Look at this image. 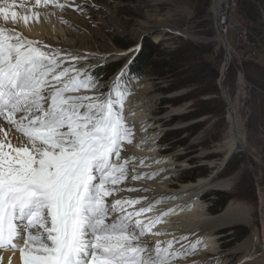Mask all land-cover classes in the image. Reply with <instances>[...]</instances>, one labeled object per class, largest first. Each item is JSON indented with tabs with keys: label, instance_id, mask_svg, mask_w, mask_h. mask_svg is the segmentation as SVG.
Returning <instances> with one entry per match:
<instances>
[{
	"label": "snow or ice",
	"instance_id": "6c2138e0",
	"mask_svg": "<svg viewBox=\"0 0 264 264\" xmlns=\"http://www.w3.org/2000/svg\"><path fill=\"white\" fill-rule=\"evenodd\" d=\"M17 7L28 10L0 0V250L18 264H179L182 247L144 239L158 222L145 215L151 205L116 195L141 179L125 150L134 133L122 93L98 92L94 65L76 67L87 54L61 49L64 59L19 32Z\"/></svg>",
	"mask_w": 264,
	"mask_h": 264
},
{
	"label": "rangeland",
	"instance_id": "374dc122",
	"mask_svg": "<svg viewBox=\"0 0 264 264\" xmlns=\"http://www.w3.org/2000/svg\"><path fill=\"white\" fill-rule=\"evenodd\" d=\"M207 1L162 0L149 6L146 0H89L79 20L81 29L71 35L78 47H86L90 59L97 56V50L128 53L141 45L137 52L119 60L94 64L89 74L99 75L100 92L113 96L116 90L122 97L134 93L139 81L150 86V94L158 101L153 113L154 128L161 130L159 147L177 157L174 180L189 183L209 178L214 184L229 185L203 192L210 215L222 213L232 203L250 208V224L235 222L217 230L221 258L225 264H237L240 257L257 247L261 251L264 245V0H239L233 17L237 25L246 28L250 44L226 40L231 53L226 69L228 52L217 37L213 0ZM161 21L166 27H158ZM170 27L177 33L172 34ZM180 48L193 54L197 73L192 79L198 76L200 83L183 85L184 78L191 76L185 74L187 66L174 64L173 71L160 68L165 62L162 59ZM223 68L226 73L221 82ZM121 72L123 79L117 80ZM228 98L236 107L245 135L244 150L229 154L217 149L231 127ZM171 131L177 132L176 138L171 139ZM211 161L217 166H210ZM188 172L205 174L191 180ZM204 258L200 260L204 264L211 262Z\"/></svg>",
	"mask_w": 264,
	"mask_h": 264
},
{
	"label": "bare ground",
	"instance_id": "6f19581e",
	"mask_svg": "<svg viewBox=\"0 0 264 264\" xmlns=\"http://www.w3.org/2000/svg\"><path fill=\"white\" fill-rule=\"evenodd\" d=\"M146 1L149 6H152L162 0ZM58 2L65 4V8L59 9L54 3L45 5L43 0L40 4H36L35 0H16L17 5L26 4L28 9L27 11L19 7L15 9L18 12L17 30L29 39L42 42L41 46H51L64 59H70V57L65 52H61V49L66 52L88 54L89 51L85 49L86 47H78L71 35L76 29H81L82 26L79 20L83 19L81 16H84V13L74 11L71 8L77 4L84 8V5L89 4V0H58ZM24 15L29 17L27 22L22 19ZM158 27L164 28L166 23L161 21L158 23ZM171 33L176 34L177 32L171 28ZM218 39L224 44L228 43L222 33L218 35ZM227 45L229 53L227 60L229 61L231 53L229 43ZM110 53H116V55L107 58ZM96 54L97 56L94 59H80L76 67L86 68L88 65L119 60L124 53L119 50L106 52L97 50ZM91 60L93 63L90 62ZM226 67L227 63H225L224 68L226 69ZM224 68L223 73H226ZM136 84L135 92L122 97V103L125 121L129 127L133 128L134 133L132 143L125 142V150L127 155L132 158L130 163L135 166V173L139 174L141 179L131 180L129 177L128 180L119 185L124 191L116 195L118 198L138 199L145 206L151 205L152 211L146 213V216L154 220L158 218V222L152 231L146 234L144 239L151 242L161 241L162 246H166L163 242L173 241L174 248L180 249L182 247L188 253V256L185 257V260L178 259L179 264H185V261L188 264L193 261L204 264L200 261L203 257L206 261L212 262L208 264H225L224 259L221 258L222 255L218 251L220 246L217 230L230 226L235 222H249L250 224L252 220L249 213L250 208L240 204L233 206L232 203L222 213L210 215L207 204L202 200L203 192L213 190L219 186L227 187L229 186L226 185L227 183L223 185L214 184L209 178H200L189 183L174 180L177 173L173 170V167L177 162V157L172 153L162 152L159 147L161 130L157 127L154 128L156 122L153 111L158 104L157 97L150 94V86H145L143 81ZM100 91L102 89L98 88V92ZM87 94L96 93L89 91ZM228 102L227 119L231 127L224 142L217 145L218 150H227V154L245 148L242 121L237 114L235 105L231 103V100ZM209 165L217 166L215 161L209 162ZM130 189H135V191H129ZM144 198H147V201ZM109 199L111 200V197ZM141 219H144V217H141ZM157 232L159 235L153 234ZM194 242V247L190 248ZM247 247L248 245H246ZM191 252L193 255L198 254V256H191ZM0 256H3L5 260L10 258L12 264H18L16 256L6 250H0ZM245 262L247 264H264V245L261 251L257 247L244 257H240L237 264H245Z\"/></svg>",
	"mask_w": 264,
	"mask_h": 264
},
{
	"label": "built area",
	"instance_id": "2783aa9c",
	"mask_svg": "<svg viewBox=\"0 0 264 264\" xmlns=\"http://www.w3.org/2000/svg\"><path fill=\"white\" fill-rule=\"evenodd\" d=\"M238 6L239 0H213L215 29L218 33H222L228 41H234L238 45H249L246 28L237 25L234 21V10Z\"/></svg>",
	"mask_w": 264,
	"mask_h": 264
},
{
	"label": "trees",
	"instance_id": "16d2710c",
	"mask_svg": "<svg viewBox=\"0 0 264 264\" xmlns=\"http://www.w3.org/2000/svg\"><path fill=\"white\" fill-rule=\"evenodd\" d=\"M208 4L210 2V0L207 1ZM193 54L190 52V50L188 48H180L177 50H174L173 52L169 53V57L166 56L165 58H163L162 60H165V62L163 64L160 63V68L162 69H166L167 71H173V67L174 64H177L179 66V68H184L185 66H187V70L185 71V74H189L187 78H184V84H191V83H200L201 81L198 79V76H196L194 79H192L193 75L195 73H197L196 71H194L195 66L194 65V59H193ZM143 62V60H142ZM148 62L146 61L145 63L143 62L142 64H144L145 68H149V64H147ZM194 71V72H193ZM182 85V86H183ZM208 91H205V93ZM204 93V92H203ZM173 133V136L171 137V139L176 138L177 137V132L176 131H171ZM189 177L192 179L204 175V172H188ZM189 180V179H186ZM225 204V203H224ZM224 204L221 205V209L225 206Z\"/></svg>",
	"mask_w": 264,
	"mask_h": 264
},
{
	"label": "water",
	"instance_id": "95a60500",
	"mask_svg": "<svg viewBox=\"0 0 264 264\" xmlns=\"http://www.w3.org/2000/svg\"><path fill=\"white\" fill-rule=\"evenodd\" d=\"M218 35H220V33L217 34V37H218ZM186 37L190 38L189 36H186ZM197 40H198V39H197ZM199 41H200V40H199ZM227 44H228V43H225L224 46H225V48H226V50H227V52H228V47H227L228 45H227ZM228 54H229V53H227V56H228ZM229 62H230V58H229V61L227 60V62H226V63H227V67L229 66ZM227 67H226V68H227ZM224 76H225V73H222V76H221V79H220L221 82L223 81Z\"/></svg>",
	"mask_w": 264,
	"mask_h": 264
},
{
	"label": "flooded vegetation",
	"instance_id": "af4514ba",
	"mask_svg": "<svg viewBox=\"0 0 264 264\" xmlns=\"http://www.w3.org/2000/svg\"><path fill=\"white\" fill-rule=\"evenodd\" d=\"M249 153L251 154V151H249Z\"/></svg>",
	"mask_w": 264,
	"mask_h": 264
}]
</instances>
